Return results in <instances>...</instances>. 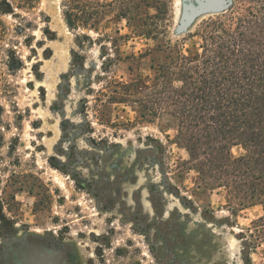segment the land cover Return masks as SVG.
<instances>
[{
	"label": "rangeland",
	"instance_id": "rangeland-1",
	"mask_svg": "<svg viewBox=\"0 0 264 264\" xmlns=\"http://www.w3.org/2000/svg\"><path fill=\"white\" fill-rule=\"evenodd\" d=\"M65 1L19 11L34 24L21 32L0 0V264H264V242L250 245L264 206L241 211L200 185L176 119L147 123L132 101L103 96L111 83L149 84L159 44L198 58L202 24L229 7L134 0L97 34L69 28ZM152 30L159 43L142 35Z\"/></svg>",
	"mask_w": 264,
	"mask_h": 264
},
{
	"label": "trees",
	"instance_id": "trees-1",
	"mask_svg": "<svg viewBox=\"0 0 264 264\" xmlns=\"http://www.w3.org/2000/svg\"><path fill=\"white\" fill-rule=\"evenodd\" d=\"M39 4L40 0L4 2L14 11L21 32L34 24L18 12L34 13ZM117 5L118 17L128 19L136 2L66 0L63 14L72 30L100 34ZM43 32L52 34L49 28ZM160 33L142 35L159 43ZM198 35L203 41L198 58L185 55L170 41L159 44L165 60L152 66L155 75L149 84L111 83L103 96L120 103L132 101L147 123L162 115L176 119L179 143L189 154L184 166L198 172L200 185L212 191L224 189L241 211L264 206V0H231L228 12L205 21ZM78 40L92 42L89 36ZM115 43L111 42L114 50ZM235 147L247 154L234 157ZM253 225L251 246L264 242V216Z\"/></svg>",
	"mask_w": 264,
	"mask_h": 264
},
{
	"label": "water",
	"instance_id": "water-1",
	"mask_svg": "<svg viewBox=\"0 0 264 264\" xmlns=\"http://www.w3.org/2000/svg\"><path fill=\"white\" fill-rule=\"evenodd\" d=\"M218 2V8L222 9L224 7H229V3L231 0H216ZM185 29V26L182 25L180 27V30L183 31Z\"/></svg>",
	"mask_w": 264,
	"mask_h": 264
},
{
	"label": "bare ground",
	"instance_id": "bare-ground-1",
	"mask_svg": "<svg viewBox=\"0 0 264 264\" xmlns=\"http://www.w3.org/2000/svg\"><path fill=\"white\" fill-rule=\"evenodd\" d=\"M194 19V18H193Z\"/></svg>",
	"mask_w": 264,
	"mask_h": 264
}]
</instances>
